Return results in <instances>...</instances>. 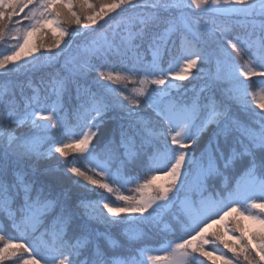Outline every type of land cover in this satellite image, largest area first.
Here are the masks:
<instances>
[{
	"label": "snow or ice",
	"instance_id": "1",
	"mask_svg": "<svg viewBox=\"0 0 264 264\" xmlns=\"http://www.w3.org/2000/svg\"><path fill=\"white\" fill-rule=\"evenodd\" d=\"M0 49V264H264V0H0Z\"/></svg>",
	"mask_w": 264,
	"mask_h": 264
},
{
	"label": "trees",
	"instance_id": "2",
	"mask_svg": "<svg viewBox=\"0 0 264 264\" xmlns=\"http://www.w3.org/2000/svg\"><path fill=\"white\" fill-rule=\"evenodd\" d=\"M100 23H103V21H101ZM72 27L74 28L75 26H72ZM105 27H107V25H105ZM71 30L72 29L70 28V31ZM88 38L89 37H76L75 43L80 44L85 39H88ZM0 51H3V49H0ZM117 66L119 67V65H117ZM165 67H167V65H165ZM210 67H211L210 65H205V72L208 71ZM97 70H100V69H97ZM193 71H195V70H193ZM201 75H203V73H201ZM2 78H3L2 74H0V79H2ZM182 83L187 84L188 82L185 81ZM192 83L198 84V83H200V81H193ZM259 84H260V81L257 78L256 84L254 85V87H258ZM189 87H191V85H189ZM112 126L113 125L111 123H109V127H112ZM199 152H200V149H197V155H199ZM71 160H72L71 157H69L67 160H65V158H63V157H60L59 160L53 159V160L49 161L48 163L51 164L54 168L58 169L57 175L60 176V178H61V180L65 186L70 187L72 189L73 193L81 196L82 198H85L87 200H92V201L99 199L101 194H102L103 196L108 197V199L114 201L113 195L105 193L101 189H96L95 191H92L91 186H88L87 188H85L81 185H75L73 182L77 178L72 177L70 174L66 173V169L71 166ZM78 165L83 168L85 166V162L84 161H78ZM81 183L83 184V182H81ZM134 186H135L134 184L126 185L124 188L121 189L122 194H126V195L127 194H133L129 190L134 188ZM116 203L121 204L122 202H116ZM229 219H231V218H229ZM165 222H167V218H166ZM128 228L132 231H142L145 234L143 241L140 245L141 247H145V246L154 247L157 245L159 246L166 239L172 238L171 236L167 235L163 231V228H164L163 224H161L159 226V228L154 227V226L149 227V226L136 225V224L129 225ZM214 228H215V226H214ZM114 231L122 234V232L124 231V226H121L120 228L114 229ZM8 234L15 235V233L11 232L10 229H8ZM180 234L181 233H177V235H180ZM228 255H229V257H231V253H228ZM201 259L203 260L205 258H201ZM205 264H209V262L205 261Z\"/></svg>",
	"mask_w": 264,
	"mask_h": 264
}]
</instances>
